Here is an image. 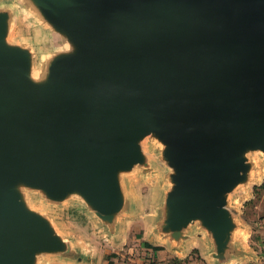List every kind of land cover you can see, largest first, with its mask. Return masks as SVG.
I'll use <instances>...</instances> for the list:
<instances>
[{"label":"water","instance_id":"water-1","mask_svg":"<svg viewBox=\"0 0 264 264\" xmlns=\"http://www.w3.org/2000/svg\"><path fill=\"white\" fill-rule=\"evenodd\" d=\"M35 1L73 49L36 82L0 10V264H30L35 249L62 244L23 209L15 181L55 196L79 188L110 219L118 168L139 161L148 131L178 167L168 201L180 240L202 219L224 247L223 194L242 178L244 148L264 150V0Z\"/></svg>","mask_w":264,"mask_h":264},{"label":"rangeland","instance_id":"rangeland-1","mask_svg":"<svg viewBox=\"0 0 264 264\" xmlns=\"http://www.w3.org/2000/svg\"><path fill=\"white\" fill-rule=\"evenodd\" d=\"M6 3L5 10L12 16L10 40L19 39L30 50V77L46 82L50 61L71 50L69 42L42 15L35 0H0V10ZM137 144L139 161L118 168L119 205L110 219L79 188L55 196L26 180L12 184L23 209L40 217L62 242L60 249H35L30 264H204L198 245L185 247L172 226L168 199L176 186L178 167L167 154V143L157 132L148 131ZM242 156V178L223 194L232 225L223 245L229 242L232 247L226 246L221 263H261L259 256L264 254L258 241L264 218V150L248 145ZM147 242L162 248L154 249ZM224 247L216 251L214 245L213 252Z\"/></svg>","mask_w":264,"mask_h":264},{"label":"crops","instance_id":"crops-1","mask_svg":"<svg viewBox=\"0 0 264 264\" xmlns=\"http://www.w3.org/2000/svg\"><path fill=\"white\" fill-rule=\"evenodd\" d=\"M8 6V4H3L2 6V10H5L6 7ZM11 19L12 16L10 14V17L8 18L9 21V26L11 23ZM9 31H10V27H8V31H7V35L5 37L6 41L9 42V44L11 45H18L21 47H25L24 45L19 43V39L18 40H10V36H9ZM64 37H66L64 35ZM10 41H9V40ZM66 40L69 42L70 46H71V50L72 51L73 47H72V40H68L66 37ZM27 48V47H26ZM260 227L258 229V237H262L261 239H258V241L261 242V248L262 251H264V218L260 219V223H259ZM253 232V230H252ZM183 234L185 235L182 239L183 244L185 247H189L190 245H198L197 247H199V249L204 253V259L203 262L204 264H223L219 261V259L217 257H215L214 255V242H213V238L211 236V233L209 232V230L207 228H204L201 224H198L197 222L195 223H191L190 225L186 226L183 229ZM231 244H230V248H231ZM152 249V248H151ZM214 257V259L212 258ZM262 257V259H260L261 263H255V264H264V254L262 256H259V258ZM227 264H233V262L228 261ZM249 264H252V262L250 261Z\"/></svg>","mask_w":264,"mask_h":264},{"label":"trees","instance_id":"trees-1","mask_svg":"<svg viewBox=\"0 0 264 264\" xmlns=\"http://www.w3.org/2000/svg\"><path fill=\"white\" fill-rule=\"evenodd\" d=\"M263 187H264V183H263ZM146 245L150 246V247H153L154 249H161L162 246H154L153 244H150V243H146Z\"/></svg>","mask_w":264,"mask_h":264}]
</instances>
